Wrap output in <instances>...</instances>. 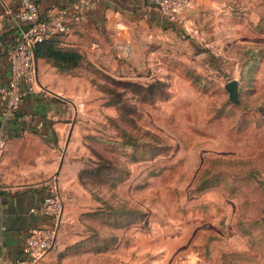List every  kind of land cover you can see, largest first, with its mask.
I'll list each match as a JSON object with an SVG mask.
<instances>
[{"label": "rangeland", "instance_id": "rangeland-1", "mask_svg": "<svg viewBox=\"0 0 264 264\" xmlns=\"http://www.w3.org/2000/svg\"><path fill=\"white\" fill-rule=\"evenodd\" d=\"M231 4L215 52L62 73L83 167L60 264H264V0Z\"/></svg>", "mask_w": 264, "mask_h": 264}, {"label": "crops", "instance_id": "crops-1", "mask_svg": "<svg viewBox=\"0 0 264 264\" xmlns=\"http://www.w3.org/2000/svg\"><path fill=\"white\" fill-rule=\"evenodd\" d=\"M34 1L44 19L56 8L66 9L72 26L62 36V45L77 50L91 67L112 76L129 69L143 71L146 64L156 63V58L162 63L161 56L215 52L218 43L213 39L217 40L221 31L225 36L230 33L227 24L232 0H192L183 25L162 19L147 0H87L83 6L82 0ZM16 8V2L0 0V86L10 76L8 54L17 40ZM250 16L263 21L258 13ZM35 62L39 88L23 97L5 127L7 143L0 158V264H60L66 248L75 241L67 223V207L81 190L78 173L83 161L75 149L77 98L68 86L74 79L45 59ZM3 110L0 99V120ZM53 185L64 210L52 248L34 259L23 253L25 240L32 230L51 226V221L31 209L40 205Z\"/></svg>", "mask_w": 264, "mask_h": 264}, {"label": "built area", "instance_id": "built-area-1", "mask_svg": "<svg viewBox=\"0 0 264 264\" xmlns=\"http://www.w3.org/2000/svg\"><path fill=\"white\" fill-rule=\"evenodd\" d=\"M17 3L13 19L17 29V40L8 54L10 76L6 84L0 86V99L4 110L0 120V158L2 157L7 135L6 123L12 120L19 104L26 94L35 93L38 88L37 67L33 47L46 37L54 34H67L71 31L69 12L56 8L51 15L41 18L34 0H8ZM152 4L160 17L173 24H184V14L192 9V0H147ZM87 0H82L83 6ZM75 7L74 10H77ZM74 19V18H73ZM64 203L56 186L47 190L37 208L31 209L39 215L50 219L51 226L32 230L23 245V253L36 259L45 255L53 246L56 236V224L60 221ZM2 258H0V261ZM18 264H25L19 261Z\"/></svg>", "mask_w": 264, "mask_h": 264}, {"label": "trees", "instance_id": "trees-1", "mask_svg": "<svg viewBox=\"0 0 264 264\" xmlns=\"http://www.w3.org/2000/svg\"><path fill=\"white\" fill-rule=\"evenodd\" d=\"M66 34H54L49 37H46L41 42L36 43L33 47L34 58L36 59H45L46 61L51 62L52 66H54L60 73H69L75 67L80 64H87L84 60L83 56L75 49L66 48L62 45V36ZM252 56L247 60V63L250 64L253 62L254 58H257L258 52L255 48L250 49ZM255 60V59H254ZM245 66V65H244ZM243 74V72H242ZM242 76V75H241ZM243 79V77H242ZM120 137L122 138H130L126 141L133 142L130 140L132 137L126 134L124 131H118ZM82 174V170L78 173V181L79 176Z\"/></svg>", "mask_w": 264, "mask_h": 264}, {"label": "water", "instance_id": "water-1", "mask_svg": "<svg viewBox=\"0 0 264 264\" xmlns=\"http://www.w3.org/2000/svg\"><path fill=\"white\" fill-rule=\"evenodd\" d=\"M238 87L239 82L236 79L230 80L224 85V88L227 92L228 100L233 104H239L240 102Z\"/></svg>", "mask_w": 264, "mask_h": 264}]
</instances>
